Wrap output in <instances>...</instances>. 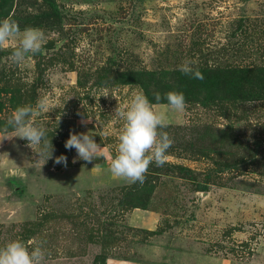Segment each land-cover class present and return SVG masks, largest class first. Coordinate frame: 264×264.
Wrapping results in <instances>:
<instances>
[{
	"label": "rangeland",
	"instance_id": "rangeland-1",
	"mask_svg": "<svg viewBox=\"0 0 264 264\" xmlns=\"http://www.w3.org/2000/svg\"><path fill=\"white\" fill-rule=\"evenodd\" d=\"M8 17L46 42L20 64L18 39L0 48V247L42 245L45 264H264V0H0ZM187 60L203 80L179 71ZM141 91L173 140L143 185L110 172L115 109ZM41 100L47 161L3 131ZM87 132L102 148L91 162L65 148Z\"/></svg>",
	"mask_w": 264,
	"mask_h": 264
},
{
	"label": "clouds",
	"instance_id": "clouds-1",
	"mask_svg": "<svg viewBox=\"0 0 264 264\" xmlns=\"http://www.w3.org/2000/svg\"><path fill=\"white\" fill-rule=\"evenodd\" d=\"M19 40L14 48L11 60L13 63H23L29 55L39 53L45 42V33L36 27L20 29L17 21L12 18L0 20V48L6 47L11 41ZM195 62L187 60L179 66V71L194 79L203 80V74L193 67ZM169 108L176 112H183L186 108L185 96L182 92L170 91L165 94ZM155 100L159 102L161 96L155 94ZM48 104L41 100L32 105L18 106L8 117L3 128L5 133L9 129L14 131L12 137H19L28 142V146H40L39 158L45 161L52 156L51 140L47 139L44 128L35 124L34 118L40 111L46 110ZM115 114L124 121L122 132L119 136L118 155L110 163V172L118 179L128 183L143 185L150 165L155 163L162 167L169 159L168 149L173 140L167 133L160 131L168 125L167 116L163 112H157L153 103L141 91L134 94L130 105L126 108L117 107ZM90 121L81 120L82 124ZM7 135L4 139H11ZM66 149H75L79 159L87 162L95 160L102 148L87 133H70L65 142ZM75 162V160L73 161ZM46 163V162H45ZM55 163L67 166V157L58 156ZM46 252L42 245H36L29 249L28 245L20 240L8 242L0 247V264H45Z\"/></svg>",
	"mask_w": 264,
	"mask_h": 264
},
{
	"label": "trees",
	"instance_id": "trees-1",
	"mask_svg": "<svg viewBox=\"0 0 264 264\" xmlns=\"http://www.w3.org/2000/svg\"><path fill=\"white\" fill-rule=\"evenodd\" d=\"M203 188H205L204 186H202L200 189H203Z\"/></svg>",
	"mask_w": 264,
	"mask_h": 264
},
{
	"label": "crops",
	"instance_id": "crops-1",
	"mask_svg": "<svg viewBox=\"0 0 264 264\" xmlns=\"http://www.w3.org/2000/svg\"><path fill=\"white\" fill-rule=\"evenodd\" d=\"M248 264H250L249 262H247ZM244 264H246V263H244Z\"/></svg>",
	"mask_w": 264,
	"mask_h": 264
}]
</instances>
